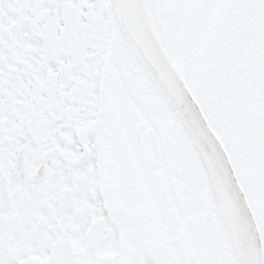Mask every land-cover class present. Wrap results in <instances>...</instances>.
Returning a JSON list of instances; mask_svg holds the SVG:
<instances>
[{
  "label": "flooded vegetation",
  "instance_id": "af4514ba",
  "mask_svg": "<svg viewBox=\"0 0 264 264\" xmlns=\"http://www.w3.org/2000/svg\"><path fill=\"white\" fill-rule=\"evenodd\" d=\"M264 247V0H156ZM0 264H237L183 119L114 0H0Z\"/></svg>",
  "mask_w": 264,
  "mask_h": 264
},
{
  "label": "water",
  "instance_id": "95a60500",
  "mask_svg": "<svg viewBox=\"0 0 264 264\" xmlns=\"http://www.w3.org/2000/svg\"><path fill=\"white\" fill-rule=\"evenodd\" d=\"M119 24L174 111L183 119L212 179L219 210L228 228L237 264H264L258 224L226 148L211 128L166 42L155 0H114Z\"/></svg>",
  "mask_w": 264,
  "mask_h": 264
}]
</instances>
